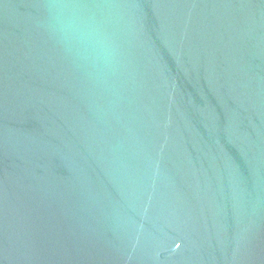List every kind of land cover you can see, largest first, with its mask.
<instances>
[{
	"label": "water",
	"instance_id": "1",
	"mask_svg": "<svg viewBox=\"0 0 264 264\" xmlns=\"http://www.w3.org/2000/svg\"><path fill=\"white\" fill-rule=\"evenodd\" d=\"M0 264H264V0H0Z\"/></svg>",
	"mask_w": 264,
	"mask_h": 264
}]
</instances>
